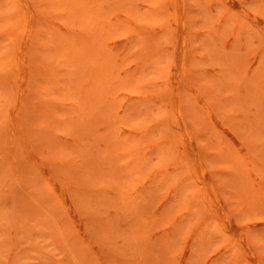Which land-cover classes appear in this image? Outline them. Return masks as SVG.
Instances as JSON below:
<instances>
[{
  "label": "rangeland",
  "instance_id": "obj_1",
  "mask_svg": "<svg viewBox=\"0 0 264 264\" xmlns=\"http://www.w3.org/2000/svg\"><path fill=\"white\" fill-rule=\"evenodd\" d=\"M0 264H264V0H0Z\"/></svg>",
  "mask_w": 264,
  "mask_h": 264
},
{
  "label": "bare ground",
  "instance_id": "obj_2",
  "mask_svg": "<svg viewBox=\"0 0 264 264\" xmlns=\"http://www.w3.org/2000/svg\"><path fill=\"white\" fill-rule=\"evenodd\" d=\"M179 19V18H178ZM177 101H179V103H180V100H177ZM178 103V104H179ZM179 106V105H178ZM178 106H175L174 107V111H175V115H174V118L176 119V121H177V123H179L182 127H186V122H185V118L183 117V114L181 113V111H180V109H179V107Z\"/></svg>",
  "mask_w": 264,
  "mask_h": 264
}]
</instances>
